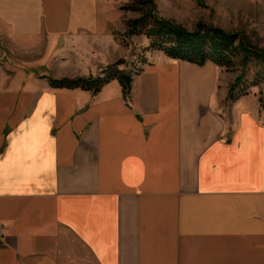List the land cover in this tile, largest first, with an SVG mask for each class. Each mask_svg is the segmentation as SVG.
I'll use <instances>...</instances> for the list:
<instances>
[{"label":"crops","instance_id":"crops-1","mask_svg":"<svg viewBox=\"0 0 264 264\" xmlns=\"http://www.w3.org/2000/svg\"><path fill=\"white\" fill-rule=\"evenodd\" d=\"M122 2L0 0V264H264L261 99L150 50L49 83L126 60Z\"/></svg>","mask_w":264,"mask_h":264},{"label":"trees","instance_id":"trees-1","mask_svg":"<svg viewBox=\"0 0 264 264\" xmlns=\"http://www.w3.org/2000/svg\"><path fill=\"white\" fill-rule=\"evenodd\" d=\"M129 1L131 3L122 9L138 14L139 18L126 22L128 30L122 35L125 38L144 36L151 42L149 50L163 52L171 59L198 67L213 63L228 71H240L230 88L231 100L248 95L249 86H257L264 82V56L255 52L239 34L226 33L220 28L203 24L191 32L182 25L160 16L154 0ZM258 63H262L263 66L254 71L253 80L249 83L246 80V69L249 64ZM124 64L125 60H119L105 67L100 75L95 77L77 79L49 77L48 81L56 89H82L96 95L105 85L116 80L122 86L123 94L127 96L131 91L133 75L132 71L120 68ZM139 72H134V75ZM260 99L264 110V99Z\"/></svg>","mask_w":264,"mask_h":264},{"label":"rangeland","instance_id":"rangeland-1","mask_svg":"<svg viewBox=\"0 0 264 264\" xmlns=\"http://www.w3.org/2000/svg\"><path fill=\"white\" fill-rule=\"evenodd\" d=\"M122 1L119 9L115 11V26L118 29L114 27L113 34L122 39L123 44L129 50L125 64L121 65L120 68L126 70H131L130 68H132V75H134V72L140 71L142 60L145 59L144 56H147L146 51H149V49H145V46H149L151 42L144 36L135 35L130 38L122 36L128 30L126 22L139 18L138 14L123 10L122 7L129 5L131 2L129 0ZM154 1L159 15L163 18L180 24L191 32L197 30L199 25L203 24L220 28L226 33L239 34L249 43L255 52L264 56V0ZM260 66H263L262 63L248 65L246 69V80L249 83L253 80L254 71L259 70L261 68ZM218 68L220 72V83L225 84V97L227 100H231L230 88L238 78L240 71L235 72L228 71L222 67ZM246 96L255 98L256 100L260 98L264 99V82L257 86H249L248 95Z\"/></svg>","mask_w":264,"mask_h":264}]
</instances>
